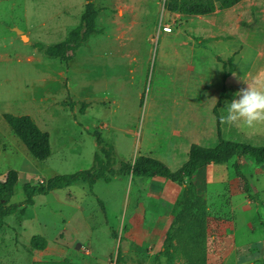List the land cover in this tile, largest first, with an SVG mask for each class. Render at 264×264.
Returning a JSON list of instances; mask_svg holds the SVG:
<instances>
[{
	"label": "rangeland",
	"instance_id": "obj_1",
	"mask_svg": "<svg viewBox=\"0 0 264 264\" xmlns=\"http://www.w3.org/2000/svg\"><path fill=\"white\" fill-rule=\"evenodd\" d=\"M85 2L0 0V180L17 170L12 203L26 198L25 182L90 168L95 130L118 160L148 155L175 170L190 144L217 143L212 108L223 85L232 99L247 83L264 86V79L255 85L264 78V0H241L208 15L171 13L163 0H94L99 31L69 61L44 55L40 47L80 23ZM161 22L172 31H161ZM2 113L29 115L50 134L51 155L34 158ZM224 134L264 144V123L226 124ZM235 162L253 199L242 192ZM190 181L219 222L209 236L207 264H264V164L233 158L206 166ZM182 187L119 175L92 187L81 180L36 194L33 204L5 218L0 264L64 258L117 264L118 248L124 264H156ZM33 235L47 239L45 249L30 250Z\"/></svg>",
	"mask_w": 264,
	"mask_h": 264
},
{
	"label": "trees",
	"instance_id": "obj_2",
	"mask_svg": "<svg viewBox=\"0 0 264 264\" xmlns=\"http://www.w3.org/2000/svg\"><path fill=\"white\" fill-rule=\"evenodd\" d=\"M241 0H165L164 7L171 13L182 15H208L216 9H226L236 5ZM99 9L94 0H86L80 23L71 29L64 39L49 46L40 47L47 56L69 61L75 56V51L87 41L90 35L97 33L96 18ZM229 72L224 73V79ZM232 100V93L223 85L215 102L212 113L215 117L218 141L213 146L190 144L187 159L175 170L165 162L148 155H138L132 161L118 160L113 145L106 143L99 131H93L97 149L94 152L93 164L88 169L72 173L55 174L46 182L32 184L25 182L23 190L26 198L21 203H12L11 197L18 181L17 170L11 168L0 180V230L5 225V218L14 214L20 208L34 203L35 194H47L51 190L70 186L77 181H85L92 185L99 179L110 181L119 175L151 178L161 177L182 184L181 194L174 210L173 218L165 232L160 251L155 254L156 264H207L208 240L211 232L218 227L219 222L208 213L206 197L200 193L190 180L194 174L209 164L224 165L233 158L248 157L254 165L264 164V144H253L243 138H230L224 134L226 123L220 118L227 115V106ZM13 133L25 145L31 155L37 160L47 159L51 151L50 134L42 130L27 114L14 115L2 113ZM118 162V163H117ZM117 163V165H116ZM236 178L241 183L242 192L248 199H253L251 186L246 175L240 169L238 162L233 163ZM103 206L102 201H99ZM111 235L116 238L110 226ZM264 237V226L262 227ZM48 244L42 235L30 238V250H43ZM117 264H124V255L117 249ZM31 264H81L68 258L61 260H35Z\"/></svg>",
	"mask_w": 264,
	"mask_h": 264
},
{
	"label": "clouds",
	"instance_id": "obj_3",
	"mask_svg": "<svg viewBox=\"0 0 264 264\" xmlns=\"http://www.w3.org/2000/svg\"><path fill=\"white\" fill-rule=\"evenodd\" d=\"M262 79L257 78L255 85H261ZM235 96L227 106V115L220 118L221 123L248 128L264 123V86L247 83Z\"/></svg>",
	"mask_w": 264,
	"mask_h": 264
},
{
	"label": "built area",
	"instance_id": "obj_4",
	"mask_svg": "<svg viewBox=\"0 0 264 264\" xmlns=\"http://www.w3.org/2000/svg\"><path fill=\"white\" fill-rule=\"evenodd\" d=\"M163 2L165 3V0H163ZM159 28L163 32H171L172 31V27L170 24H166V23H162V22L160 23Z\"/></svg>",
	"mask_w": 264,
	"mask_h": 264
},
{
	"label": "water",
	"instance_id": "obj_5",
	"mask_svg": "<svg viewBox=\"0 0 264 264\" xmlns=\"http://www.w3.org/2000/svg\"><path fill=\"white\" fill-rule=\"evenodd\" d=\"M16 30L18 31V33H22L20 30H18V29H16ZM21 36L23 37L24 40L27 39V37L25 35L22 34Z\"/></svg>",
	"mask_w": 264,
	"mask_h": 264
},
{
	"label": "crops",
	"instance_id": "obj_6",
	"mask_svg": "<svg viewBox=\"0 0 264 264\" xmlns=\"http://www.w3.org/2000/svg\"><path fill=\"white\" fill-rule=\"evenodd\" d=\"M217 10V9H216ZM209 165H214V164H209ZM209 165H207V166H209ZM198 172V171H197ZM151 178H161V177H157V176H155V177H151ZM36 195V194H35ZM34 201H35V199H34ZM36 251V250H35ZM33 261H35V260H33Z\"/></svg>",
	"mask_w": 264,
	"mask_h": 264
}]
</instances>
